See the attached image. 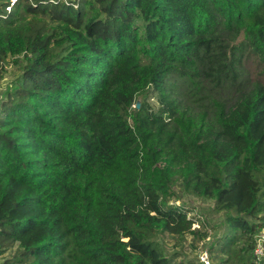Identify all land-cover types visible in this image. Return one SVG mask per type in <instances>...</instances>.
<instances>
[{
  "label": "trees",
  "instance_id": "16d2710c",
  "mask_svg": "<svg viewBox=\"0 0 264 264\" xmlns=\"http://www.w3.org/2000/svg\"><path fill=\"white\" fill-rule=\"evenodd\" d=\"M7 4L0 72L9 59L21 70L0 103L7 263L194 264L161 241L208 237L172 203L178 186L225 213L211 252L254 264L264 0Z\"/></svg>",
  "mask_w": 264,
  "mask_h": 264
},
{
  "label": "rangeland",
  "instance_id": "374dc122",
  "mask_svg": "<svg viewBox=\"0 0 264 264\" xmlns=\"http://www.w3.org/2000/svg\"><path fill=\"white\" fill-rule=\"evenodd\" d=\"M5 67L6 71L4 73L0 72L1 102L5 98V90L11 87L12 82L21 74V70L12 63V59L7 61ZM255 67V64L252 65V71H254ZM150 101L158 105L156 94H151ZM174 190L176 195L172 203L182 205L188 210L189 216L194 220L192 228L208 232V237H206V239H201L193 235H188L184 238H175L170 235L163 236L161 241L167 253H175V261H192L194 264H201L199 254L207 250L213 264H242L236 258H231L227 263H224V260L228 258L229 255L212 253L210 250L212 241L222 236L227 227L225 223V213L215 209L214 200L199 198L195 195L188 194L178 186H176ZM12 256L13 250L0 255V264H12L10 262L7 263V260L11 259Z\"/></svg>",
  "mask_w": 264,
  "mask_h": 264
},
{
  "label": "built area",
  "instance_id": "2783aa9c",
  "mask_svg": "<svg viewBox=\"0 0 264 264\" xmlns=\"http://www.w3.org/2000/svg\"><path fill=\"white\" fill-rule=\"evenodd\" d=\"M19 2V0H8L6 10L10 12L13 7ZM53 2H63L68 5L78 6L80 0H53ZM1 103V101H0ZM253 263L254 264H264V228L258 232L256 236L255 247L253 251ZM201 264H213L207 250L202 251L199 254Z\"/></svg>",
  "mask_w": 264,
  "mask_h": 264
},
{
  "label": "water",
  "instance_id": "95a60500",
  "mask_svg": "<svg viewBox=\"0 0 264 264\" xmlns=\"http://www.w3.org/2000/svg\"><path fill=\"white\" fill-rule=\"evenodd\" d=\"M139 106H140V103L138 102V103H137V107H139Z\"/></svg>",
  "mask_w": 264,
  "mask_h": 264
}]
</instances>
